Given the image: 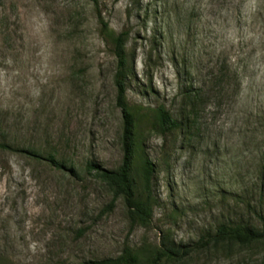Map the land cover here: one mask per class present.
Masks as SVG:
<instances>
[{"label":"rangeland","instance_id":"1","mask_svg":"<svg viewBox=\"0 0 264 264\" xmlns=\"http://www.w3.org/2000/svg\"><path fill=\"white\" fill-rule=\"evenodd\" d=\"M122 33L155 167L147 226L86 170L122 160ZM159 106L181 132L160 133ZM227 222L264 226V0H0V264L155 256L163 241L194 249L161 264H264L257 245L196 247Z\"/></svg>","mask_w":264,"mask_h":264},{"label":"trees","instance_id":"2","mask_svg":"<svg viewBox=\"0 0 264 264\" xmlns=\"http://www.w3.org/2000/svg\"><path fill=\"white\" fill-rule=\"evenodd\" d=\"M104 27L106 29V26ZM111 40L113 55L117 62L113 79L116 90V105L122 115V160L116 170H107L93 163H89L86 170L89 173L94 172L99 181L113 189L116 196L122 198L128 218L132 222L147 226L153 217L154 201L150 194V186L155 167L136 141V119L126 101L127 60L124 51L126 34H119L112 37ZM187 122L184 124V136L188 134L190 129ZM153 124L162 134H171L183 130V123L173 119L163 106H159L155 110ZM48 158L49 162L55 165L56 168H63L51 156ZM210 243L215 247L217 245L225 246L226 249L231 248V246L250 247L257 245L264 247V226L257 229L249 223H222L215 229L212 236L206 239L201 238L196 247L203 249ZM192 249L194 248L177 246L173 242L163 241L155 256L131 255L128 250H124L116 258L95 261L89 264L176 263L188 256Z\"/></svg>","mask_w":264,"mask_h":264}]
</instances>
